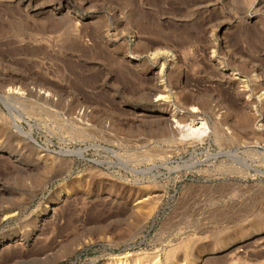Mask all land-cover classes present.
I'll list each match as a JSON object with an SVG mask.
<instances>
[{
  "label": "rangeland",
  "instance_id": "obj_1",
  "mask_svg": "<svg viewBox=\"0 0 264 264\" xmlns=\"http://www.w3.org/2000/svg\"><path fill=\"white\" fill-rule=\"evenodd\" d=\"M0 264H264V0H0Z\"/></svg>",
  "mask_w": 264,
  "mask_h": 264
},
{
  "label": "bare ground",
  "instance_id": "obj_2",
  "mask_svg": "<svg viewBox=\"0 0 264 264\" xmlns=\"http://www.w3.org/2000/svg\"><path fill=\"white\" fill-rule=\"evenodd\" d=\"M41 91V90H40ZM177 127V126H176Z\"/></svg>",
  "mask_w": 264,
  "mask_h": 264
}]
</instances>
